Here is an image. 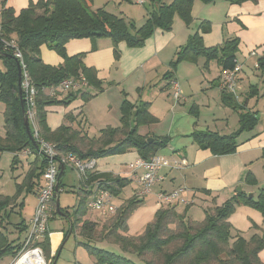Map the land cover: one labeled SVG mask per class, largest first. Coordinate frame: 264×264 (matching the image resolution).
<instances>
[{
	"label": "trees",
	"instance_id": "16d2710c",
	"mask_svg": "<svg viewBox=\"0 0 264 264\" xmlns=\"http://www.w3.org/2000/svg\"><path fill=\"white\" fill-rule=\"evenodd\" d=\"M90 1L92 0H30L26 7L15 12L12 7L5 6L6 0H0V103L4 105L5 129V135L0 137V151L17 153L29 148L37 158L26 171L23 181L17 184L18 193L23 189L28 191L39 184L47 160L39 152L32 127L29 125V133L24 127L26 104L24 91L21 89L19 92L18 60L12 47L5 45L3 41H13L21 51L31 81L37 89L34 103L38 134L42 139L54 143L60 154L71 153L84 162L135 150L138 157L148 160L167 143V136L139 133V127L158 120L149 109V103L142 100L132 103L123 99L120 105V125L106 126L94 137H89L74 125L72 115L66 117L69 124H61L53 130L48 127L46 107L51 104L67 105L78 94L68 92L61 99L48 97L41 91L43 86L56 84L65 77L82 72L90 86L101 89V81L97 78L95 69L82 63L84 53L72 56L66 54L65 45L69 40L89 38L94 42L97 38H110L114 45V57L118 59V43L125 42L131 47L141 46L155 29L170 30L174 15L189 24L192 20L191 7L194 0H158L157 5L147 13L144 23L138 28L133 22L104 8H91ZM200 1L209 3L214 0ZM229 1L240 3L245 0ZM204 23L207 24L208 21H202V24ZM202 28L206 30L204 26ZM43 44L63 59L61 64L50 65L41 59L40 47ZM236 50V39L208 48L203 45L201 36L196 32L176 51L169 63V70L163 76L170 79L179 62H196L199 56H204L207 62L216 59L223 70L231 69L235 64ZM79 93L84 101L93 97L86 91ZM222 95L223 102L237 112L239 128L228 134L209 129L193 130L191 133L193 142L199 148L208 149L213 154L234 152L239 134L244 130H251L257 122L254 113L238 104L231 92L223 90ZM39 159L40 164L37 165ZM60 169L61 167L57 175V193L63 186L60 178L64 169ZM84 177L86 184L90 185L96 181L100 188L107 190L113 197H118L130 182L126 177L100 174L93 170H87ZM244 181L255 182L250 173L245 175ZM90 193V189L80 187L73 211L69 212L67 207H60V211L65 213L61 217L69 223L68 227L71 225L70 233L79 228L89 239L94 237L97 226L96 223L83 219L89 210L86 203ZM12 202L13 197L0 196V212H4L6 206ZM141 202L142 199L135 195L128 197L99 230L98 239L116 242L122 253L97 247L88 241L82 243L97 264H152L154 259L159 264H263L259 252L264 248V234H255L248 240L236 231L232 235L228 217L240 203L251 206L264 215V185L256 197L252 198H248L247 193L242 190L235 191L234 195L222 204L205 210L201 221H193L187 216L189 205H186L181 213L175 209L176 205L160 207L142 232L128 235L125 233L127 218ZM52 204L55 217L58 215L55 211V198ZM16 226L19 233L26 229L23 221ZM68 232L69 228L66 234ZM16 239L9 240L6 235L0 233V258L7 254L14 256L19 251L21 245L14 244ZM40 245L48 255V231ZM146 256L151 258L145 259Z\"/></svg>",
	"mask_w": 264,
	"mask_h": 264
},
{
	"label": "crops",
	"instance_id": "0c3cea01",
	"mask_svg": "<svg viewBox=\"0 0 264 264\" xmlns=\"http://www.w3.org/2000/svg\"><path fill=\"white\" fill-rule=\"evenodd\" d=\"M29 1L6 0L5 6L12 7L15 12H18L26 7ZM93 1L89 2L91 6ZM126 1L131 3V0ZM122 2L118 1L117 4L122 5ZM157 2L158 0H146V4L149 5L148 13L157 5ZM191 16V22L185 24L179 17L178 20L180 21H175L177 15H174L170 30L155 29L153 34L141 46L131 47L126 45L125 42L118 43V59L114 57V45L110 38L101 37L94 42L89 38L69 40L65 45L66 54L72 56L84 53L82 63L86 67L95 69L96 76L101 81V89H95L93 94L87 90V93L93 95L87 101H84L79 95L80 93H77L78 96L67 105L51 104L46 107V123L51 130L56 129L61 124H69L66 117L72 115L74 117L73 124L85 132L86 125L93 121L92 114L86 109L91 104L97 106L104 114L101 117L106 120V126L117 127L120 125V108H117L118 111L116 108L115 110H109L111 96L115 100V105L117 103L120 107L123 99H128L129 92L123 87L122 93L119 94L114 85L132 79L133 83H138L137 89H135L138 90L137 94L140 98L136 101L145 97V101L149 103V109L158 119L157 122L150 125H158L163 117L168 118L166 129L161 132L162 134H156L157 136H167V143L156 153L183 160V162L177 168H163L159 171L164 179L155 185L151 192L142 199L140 205L144 207L139 208V205L131 214V216H134L141 209L144 210L141 218L133 226L126 222L127 231L125 233L128 235L143 231L145 225L153 218L156 210L163 207L158 205L155 198V193L159 190L169 191L181 186L186 187L187 191L184 192V197L192 201L189 207L199 202L205 214V210L222 204L225 200L231 198L235 191H239L237 190L238 185L241 188L240 190L245 193L252 192L254 197L264 185V0H245L240 3H233L229 0H214L203 3L200 0H194L191 7ZM122 17L124 18V16ZM202 21H208V23L202 24ZM175 22L180 24L178 31H173ZM203 26L206 30H203ZM196 32L201 36L203 45L208 48L220 46L227 40H237L235 60L242 64V71L236 85L235 94L238 96L236 100L245 110L254 113L257 122L251 130H244L239 134L237 148L232 153L213 154L208 149L199 148L191 137L193 130L209 129L221 134H228L239 128L235 126L236 122L239 124L237 112L223 102V90L219 84L224 70L216 59L207 62L204 56H199L196 62L181 61L176 65L172 77L168 79L169 81L167 80L162 86L158 82L160 78H164L163 75L169 70V63L173 60L179 47L185 45L189 37ZM252 51L255 52L254 55L250 54ZM41 59L50 65H58L63 61L58 54L54 55L50 52L44 54ZM181 66L189 70L187 71L189 75L191 74V68L200 72L201 76H194L192 80H189V83L198 86L201 91L199 93L193 90L192 95L194 97L200 94L198 100L194 99L190 105L188 104L189 106H184L188 103L186 100L180 101L173 98L172 102L165 104L166 109L163 107L158 108V106L154 107L152 99L157 96L155 85H158L159 89H162L163 86L172 88L170 81L177 79L178 75L181 74ZM148 81L155 82L152 84L155 86L154 93L150 94L148 90L145 91V85ZM66 94L59 95L57 99L63 98ZM82 106H84V110L81 108ZM202 108L214 110V112L209 113L207 117L202 116ZM3 111L4 105L0 103V113L2 112V115ZM234 113L237 119H234ZM3 128L4 118L3 123L0 122V130L2 131ZM4 135L5 130H3V133L0 132V137ZM137 157L136 151L130 150L123 154L99 158L96 159V166L93 171L100 174L107 173L113 176L126 177L132 183L135 178L129 164ZM36 159V154L33 152L25 154L22 151L17 153L0 151V161L4 160L5 163H8L10 171L8 172L10 181L2 179L0 174V196L13 197V202L5 208L6 212H0V233L6 235L9 240L17 238L14 244H22L31 218V216L29 218L20 216L24 208L21 197L30 191H33L36 195L42 182V175L39 184L28 191L23 189L18 193L17 184L23 181L26 171ZM39 164L40 159L37 161V165ZM65 168L63 167V173ZM247 173L253 176L254 183L244 181ZM135 181L138 183L136 179ZM78 185L76 192L80 187L84 188L81 180H79ZM138 185L132 188V192ZM115 198L117 197H114L113 201L119 206L122 202H116ZM147 198H150V200L147 201ZM172 205H176L175 209L178 213H181L186 207L178 203ZM189 207L186 212L187 216L193 221H201L202 218L197 219L202 217L200 213L197 214L198 211H192V208ZM67 209L69 212L73 211V208ZM14 213L19 215L18 221H11V216ZM60 217L55 216L49 221L50 249L48 255L44 253L46 258L51 260V264H64L67 259L69 264H97L94 257H91L82 243L87 241L90 243L92 239L102 243L103 240L98 239V237L89 239L81 233L79 228L66 234L69 223ZM97 218H99L97 214L94 219L83 217V219L96 224L99 222ZM20 221L26 224V229L19 233L16 225ZM228 221L231 228L235 227V231L246 240L255 234L260 236L264 234V215L251 206L238 204L235 211L228 217ZM102 222L104 223L105 219ZM72 235L75 239L74 244L69 245L70 249H67L68 240ZM71 250H73L72 253ZM12 258L13 256L10 254L4 255L0 258V264H9ZM259 258L264 264V248L259 252Z\"/></svg>",
	"mask_w": 264,
	"mask_h": 264
},
{
	"label": "built area",
	"instance_id": "2783aa9c",
	"mask_svg": "<svg viewBox=\"0 0 264 264\" xmlns=\"http://www.w3.org/2000/svg\"><path fill=\"white\" fill-rule=\"evenodd\" d=\"M134 4L145 5L146 0H131ZM5 45L11 46L13 54L17 58L21 68V89L24 91L25 96V115L28 119V124L33 129V138L39 146V152L43 155L47 163L42 171V182L36 193V205L33 214L29 220V225L19 251L13 256L9 264H51V260L47 259L40 242L43 240L45 233L48 231V224L53 217V204L52 200L55 195V188L57 186V175L60 167H72L77 171L79 180L83 183L84 189H90L91 193L87 200L86 206L89 210L96 212L100 217H106L114 214L117 205L113 201V195L107 190L98 186V182L94 181L90 185L85 183V172L93 170L96 166L95 159L81 161L76 155L67 153L60 154L54 143L42 139L38 134V128L35 115L34 98L37 94V89L33 85L29 73L24 63L22 53L13 41H3ZM254 55L255 52L250 53ZM242 71V64L235 60L234 67L224 70L220 79V88L231 92L237 99L235 94L237 81ZM173 98L180 99L181 90L179 84L170 81ZM90 87L85 75L82 72L74 76L63 78L56 84L43 86L41 91L48 97H58L61 94L68 92H84L86 88ZM23 153L29 154L31 150L25 148ZM183 160L174 159L161 155L154 154L150 159L145 160L140 157L134 159L129 167L132 170L134 178L138 181L137 197L144 198L151 192L153 186L160 183L164 176L159 173L163 168H177L182 164ZM187 191L186 187L181 186L169 191L159 190L155 193L156 202L159 205H172L173 203L183 204L184 206L192 204L184 197V192Z\"/></svg>",
	"mask_w": 264,
	"mask_h": 264
},
{
	"label": "rangeland",
	"instance_id": "374dc122",
	"mask_svg": "<svg viewBox=\"0 0 264 264\" xmlns=\"http://www.w3.org/2000/svg\"><path fill=\"white\" fill-rule=\"evenodd\" d=\"M118 1H123L122 2L123 4L122 5L117 4ZM96 7L105 8L106 10H108L110 12H113L115 14L124 16V18L126 20L133 22L134 25L136 26V28L140 27L144 23V21H145V19L147 17V13L149 11V9H148L149 5H147V4H145V5H139L138 4L137 5V4H134L133 2H131V3L127 2L126 0H94L91 8H96ZM175 19H176L175 21H180V20H178L179 19L178 16ZM177 23H179V22H175V26H173V31H178L179 30V25L180 24H177ZM49 52L53 53L54 55L55 54L57 55V53L53 49H51L48 46L43 44L41 46V48H40V57L43 58L44 54H47ZM185 65H188V64H185ZM0 67H2L1 62H0ZM190 70H191V74L189 75V74H187V71H189V70L185 69V68H183L181 66V74H179L178 78L175 79L176 82L179 84V86L181 88V91H182L179 100L180 101H185L186 100V102H188L184 106H187L188 104L190 105L194 99L198 100L200 94H198L196 97H194V95H192L193 94V90H196L197 92L201 93V91H200L198 86H194L193 84L189 83L190 82L189 80H192L194 76H198L199 77V76H201V74H200V72L194 70V68H191ZM167 80L168 79L160 78L158 82L162 86V84H164ZM153 83H155V82H153ZM153 83L148 81V83L145 85L146 86L145 91L148 90L149 93L151 94V93H154V91L156 90L155 92L157 93V96L153 97V99H152V102H154V107L158 106V108L163 107L164 109H166L167 106L165 104H167L169 102H172L173 90H172V88H169V87L167 88V87H164V86L162 87V89L161 88L159 89V87H157L158 85H155L156 86V89H155L154 88L155 86L152 85ZM137 85H138V83H133L132 79H128L127 81H125L124 83H120L119 85L115 84L114 87L116 88V91L119 94L122 93L121 91H122V88L124 87L125 90L129 92V94L127 95V98L130 101L135 102L136 99L140 98L139 94H137L138 90L136 91V89H137L136 86ZM90 87H87L86 91L89 90V92L93 94V91L95 90V88L92 87V86H90ZM112 93H113V91L111 92V95H112ZM111 98H112V100H111V105H109L110 106L109 110H112V109L115 110V108L117 110V108H120L117 105V103L115 105V100H113V96H111ZM141 100L145 101L146 99L144 97V99H141ZM82 103L84 104V101ZM120 105H121V103H120ZM81 108H83V110H84V106H82ZM86 109L92 114L93 121H92V123L90 122V124L86 125V128H85L86 131L85 132H87V134L89 136L94 137V136L98 135L100 128H104L106 126V123H105L106 120L101 117L104 114L97 108V106H94L93 104H91V105L87 106ZM211 112H214V110H207L205 108H202V116H206L207 117L209 115V113H211ZM234 119H237V116H236L235 113H234ZM0 122L3 123L2 112L0 113ZM167 122H168V118L167 117H163L158 125H144V126L139 127V133L140 134H148V135L149 134L150 135H152V134L153 135L154 134L155 135L156 134L160 135L159 133L163 132L166 129ZM235 126L239 127L238 122L235 123ZM3 130H5V129L3 128ZM3 130L2 131L0 130V132L3 133ZM8 166H9L8 163H5L4 160L0 161V174L2 175V179H6L7 181H10V178H9V175H8V172H10V171H9V167ZM60 180H61V183H62L63 187L59 190V193H58L59 205L62 208L67 207V208L71 209V208H73V206L78 201L76 189L79 186L78 185L79 179H78L77 171L74 168L67 166L65 168V172L62 174ZM20 182H21V180H20ZM137 184L138 183H136L135 179H134V181H132V183L129 182V184H127L123 188L120 196L115 198V201L121 203V202H123L125 200L126 197H129L130 195H135L136 196L137 195L136 193L138 191V186L136 187V189L133 190V192H132V188H134V186L137 185ZM153 188H154V186L152 187V189ZM35 190H37V189L35 188ZM150 196H148V197H150ZM21 198L23 199V202H24V205H23L24 208L21 211V215L20 216H23L25 218H29L30 216H32L34 207L36 205V195L34 194L33 191H30V192H27L24 195H22ZM155 198H156V195H155ZM22 199H20V200L22 201ZM141 199H143V198H141ZM149 200H150V198H147V201H149ZM162 206H164V205H162ZM142 207H144V206L143 205L139 206V208H142ZM137 208H135L132 211V213ZM189 208H192L191 209L192 211H198L197 214L200 213V215L202 217H200V218L198 217L197 219H201V218L203 219L204 218L205 214H204L203 208L199 204V202L195 203V205H192ZM143 211L144 210L141 209L134 216H131V214H132L131 213L129 215V217L127 218V222L130 223L133 226L141 218V215H142ZM234 211H235V209H234ZM111 215L106 216L103 219H105V221H107ZM95 216H96V212L90 211V210H87L86 214L84 215V217H86L87 219L88 218L89 219H94ZM57 217L59 218L60 216L57 215ZM18 220H19V215L14 213L11 216V221H18ZM97 220H99V222L97 223V227L98 228L96 227V230H95V235H94L95 238L99 236V234H100L99 230L101 229L100 226L102 227V225H103V222H102L103 220H102V218L100 216H99V218H97ZM234 228L235 227L231 228V234L232 235L235 234V229ZM74 240H75L74 236L72 235L70 237V239L68 240L67 249H70L69 245L72 246L74 244ZM90 243L92 245L104 248L106 250H110V251H113V252H116V253H122L121 249L119 248V245L116 242L108 241V239H104L102 241V243H100L98 240L92 239ZM72 252H73V250H71V253ZM150 258H151V256H146L145 257V259H150ZM64 264H69L68 259L64 262ZM152 264H159V262L157 263L156 259H154Z\"/></svg>",
	"mask_w": 264,
	"mask_h": 264
},
{
	"label": "water",
	"instance_id": "95a60500",
	"mask_svg": "<svg viewBox=\"0 0 264 264\" xmlns=\"http://www.w3.org/2000/svg\"><path fill=\"white\" fill-rule=\"evenodd\" d=\"M17 74H18V86H19V92L21 91V68H20V65L19 63L17 62ZM23 124H24V127L26 129V131L29 133V124H28V119L26 117V115L24 114L23 115ZM152 140V139H149V141ZM63 170V167H61L60 171ZM241 188L240 187H237V190H240ZM247 196L248 198H252L254 195L252 192H249L247 193ZM54 198H55V211L56 213L59 215V216H64L65 213L60 211V205H59V197H58V193H57V187L55 188V195H54ZM70 230H71V225L69 226V232L68 234L70 233ZM68 237V235L66 236V238Z\"/></svg>",
	"mask_w": 264,
	"mask_h": 264
}]
</instances>
